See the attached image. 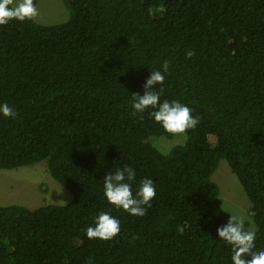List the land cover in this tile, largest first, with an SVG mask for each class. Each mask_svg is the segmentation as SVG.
<instances>
[{
    "label": "trees",
    "instance_id": "obj_1",
    "mask_svg": "<svg viewBox=\"0 0 264 264\" xmlns=\"http://www.w3.org/2000/svg\"><path fill=\"white\" fill-rule=\"evenodd\" d=\"M62 1L64 22L0 26V102L18 113L0 117V168L46 161L72 199L0 205V264H231L216 239L230 217L212 178L222 159L264 247V0ZM166 59L162 99L200 123L163 152L149 139L174 137L133 115L131 95ZM125 165L157 195L143 217L113 208L120 234L89 240L110 207L103 178Z\"/></svg>",
    "mask_w": 264,
    "mask_h": 264
},
{
    "label": "clouds",
    "instance_id": "obj_2",
    "mask_svg": "<svg viewBox=\"0 0 264 264\" xmlns=\"http://www.w3.org/2000/svg\"><path fill=\"white\" fill-rule=\"evenodd\" d=\"M38 15L35 0H0V26L13 20L21 23L33 21ZM194 55V51H186L187 58ZM170 66L171 61L166 59L160 68L151 69L142 85L143 94L131 95V108L133 115H139L141 120L147 112L149 119L163 132L179 138L196 129L200 117L193 115V108L179 99H162ZM17 114L8 102H0V117L13 119ZM136 178V170L128 165L107 171L103 178V199L110 207L98 212L85 229L89 240L111 241L120 234L121 221L112 214L113 208L130 216L146 215L147 207H151L157 195L156 186L150 178H143L138 183ZM229 213L227 221L217 226L216 239L230 247L231 264H264V247L258 248L256 243L258 228L247 217Z\"/></svg>",
    "mask_w": 264,
    "mask_h": 264
},
{
    "label": "rangeland",
    "instance_id": "obj_3",
    "mask_svg": "<svg viewBox=\"0 0 264 264\" xmlns=\"http://www.w3.org/2000/svg\"><path fill=\"white\" fill-rule=\"evenodd\" d=\"M35 2L39 12L36 20L40 23H59L69 18V11L62 0ZM149 140L161 151L168 152L174 145L182 143L185 136L172 139L166 136H153ZM227 163L222 159L212 176L220 188L223 207L228 213L247 217L255 227L251 202ZM71 199L70 191L53 178L46 161L12 169L0 168V205L16 203L36 208L45 204H66Z\"/></svg>",
    "mask_w": 264,
    "mask_h": 264
}]
</instances>
